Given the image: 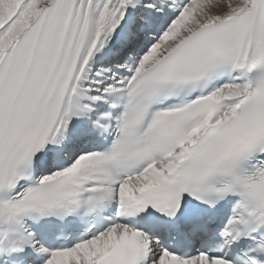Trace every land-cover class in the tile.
I'll list each match as a JSON object with an SVG mask.
<instances>
[{
  "label": "snow or ice",
  "instance_id": "snow-or-ice-1",
  "mask_svg": "<svg viewBox=\"0 0 264 264\" xmlns=\"http://www.w3.org/2000/svg\"><path fill=\"white\" fill-rule=\"evenodd\" d=\"M0 264H264V0H0Z\"/></svg>",
  "mask_w": 264,
  "mask_h": 264
}]
</instances>
